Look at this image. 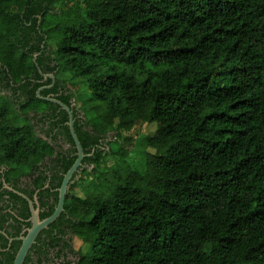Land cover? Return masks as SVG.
Returning <instances> with one entry per match:
<instances>
[{
    "label": "trees",
    "instance_id": "16d2710c",
    "mask_svg": "<svg viewBox=\"0 0 264 264\" xmlns=\"http://www.w3.org/2000/svg\"><path fill=\"white\" fill-rule=\"evenodd\" d=\"M81 2L62 9L68 0H0V84L20 94L17 104L0 103V169L8 167L0 178L15 184L28 175L44 187L41 165L57 160L56 136L75 146L68 112L42 97L71 107L87 155L63 214L24 264L67 256L71 234L87 246L75 264H264V0ZM60 73L89 91L80 108L78 85ZM31 113L46 138L35 135ZM141 123L157 126L145 171L114 168L110 180L106 155L128 149L106 145L108 133L121 138ZM76 158L65 159L64 174ZM4 195L30 218L26 199ZM50 195H39L42 219L54 212ZM8 215V238L20 236ZM8 238L0 233V264H13L21 246Z\"/></svg>",
    "mask_w": 264,
    "mask_h": 264
},
{
    "label": "rangeland",
    "instance_id": "374dc122",
    "mask_svg": "<svg viewBox=\"0 0 264 264\" xmlns=\"http://www.w3.org/2000/svg\"><path fill=\"white\" fill-rule=\"evenodd\" d=\"M68 1L69 3L66 6H63L62 9L75 8L76 6H78V4L82 3L81 2L82 0H68ZM60 8L61 7L56 6L57 13L61 12ZM59 78L66 79L69 81V83H76L78 85V89L80 93L76 96L73 102H74V106H76L77 108H80V106L84 102V97H86L89 94V91L84 87V84L82 83V79L79 77H75L70 73H60ZM18 95L20 94H17V92L14 89L0 84V103L4 102L5 100L4 98H8L11 103L17 104L20 100L18 99L19 97ZM82 111L86 112L84 108ZM30 116L32 117L33 122H34L35 131H36L35 135L45 138L44 131L47 129V126H45L43 123L38 121L40 117H36V116L33 117L34 116L33 113H31ZM91 117H94V116L92 115L90 116V114L87 115V118H90V121L92 120L91 123L95 124L96 122ZM156 129H157V126L155 123H141V124H138L136 127H134L132 130L126 131L121 138H119L117 134L113 131H110L108 133L106 142H105L106 145H109L111 142H113L111 143L112 149L119 151V152L120 150L122 152V151H125L126 148L128 149V153L126 154V157L125 156L122 157L123 155L118 156L119 154L114 157H112L111 155H106L105 159L107 160L106 163L108 166V169L106 170V172L109 174L110 180L113 179L112 171L114 168L116 169L118 167H124L125 169V166L130 165L131 167H136L138 170L142 172L145 171L146 154L147 152H150V153L154 152L152 148L147 147L146 140L147 138L152 137L156 133ZM114 141H117L119 143H116ZM124 145H126L127 147H125ZM102 167L104 168V165H102ZM82 170L84 169H81L78 171V176L74 180L75 182L78 179H80V177L82 176L81 174ZM83 178H87V176L83 174ZM91 178L93 177H90V179ZM95 183H99V181L96 180ZM90 184L91 182H89L88 179L80 181L78 184L77 193L80 195H83L81 190L82 188L87 187L83 191L86 193V190L89 188ZM69 238H70L69 242H70L71 250L73 252L70 251V248L67 250L69 252L68 258L72 261H76V259L78 258L77 252L85 251L87 249V246L83 243L81 238H79L78 236L71 234Z\"/></svg>",
    "mask_w": 264,
    "mask_h": 264
},
{
    "label": "flooded vegetation",
    "instance_id": "af4514ba",
    "mask_svg": "<svg viewBox=\"0 0 264 264\" xmlns=\"http://www.w3.org/2000/svg\"><path fill=\"white\" fill-rule=\"evenodd\" d=\"M45 79H47V77H45ZM42 82H45V80H43ZM79 116H81V118H83L82 115H79ZM54 132L56 133L57 130H55ZM104 141L105 140L102 139V140H100V143L102 144V143H104ZM52 144H53V146L55 148V154H54L53 158H57V160L53 163L51 161V159H49V157H47V158H45V161L43 163L45 167H43V165H41V169L45 170V173H46V181H45L44 187L38 188L36 186L35 182L33 181V178L28 176V175L22 176L19 179L18 183H15V184H14V182L7 183V181L5 179L6 177H4V176H3V178H0V185H1L0 192L7 189V190H10V191H14L16 194H18L17 192H19V193H22V194H24L26 196H28V193H31L33 195V197L31 199L32 200H35V199L37 200L36 201L37 202L36 203L37 204L36 207L38 206L39 209H40V218H41V213L44 211V208H43V205L41 204L39 195L41 193H44L48 188H50L53 195L49 196V202L55 204V209H54V211H55L57 206H58V204H59V194H60L59 193V189L61 187V186L57 187L55 185L57 184V181L59 180V178L63 177V175L65 176L64 171H63L64 164H65V159L66 158L70 159V157H73L75 154H77V157H78V151L75 152V148L77 149L76 145L72 146V144L69 143L62 134H58V136H56V138H55V140H54V142ZM85 158H84V160H85ZM84 160H83V162H84ZM86 166H87V164H83L80 169H85ZM7 168L8 167H6V166H1L0 172L1 173L2 172L5 173ZM78 171H77L76 174H78ZM76 177L75 176L73 177V180H72V182L70 184H72L74 182ZM17 187L20 188V190L16 189ZM55 192H58V194H57L58 200H56V201H55V194H54ZM67 193H68V191H67ZM19 196H21V195H19ZM8 197H9L8 195H4L2 200H0V233L3 234V235H6V237L8 238L6 232L7 231H11L12 232V230H13V228L11 226L12 225V217H10L9 215L7 216V213H11L12 216H15L16 218H18V220L20 222L19 225H21V227H22V231H21V235L20 236L14 237V238H12V237L8 238L9 239V243H12L14 240L20 241L19 238L22 237L25 234L26 230L31 226L30 225L28 227L27 223L29 222L31 224V221H30V218L24 219V217L21 215L22 211L20 209L22 207V203H20V202L17 203L16 207H13L12 205L10 206L9 205L10 201H9ZM66 198H67V195H66ZM65 202H66V199H65ZM27 203H28V201H27ZM28 208L30 210L29 203H28ZM63 212L60 214V216L63 214ZM60 216L54 222H56L60 218ZM30 217H31V212H30ZM57 226L60 227V223H57ZM48 228H46V229H48ZM41 232H40V234H41ZM0 250L3 251V248H2L1 244H0ZM4 250H6V248ZM7 250H8V247H7ZM66 252H68V251H66ZM68 256H69V252H68L67 256H66V254L62 255L60 257H56L55 255H52V257L50 259V262L48 264H75L76 261L70 260L68 258Z\"/></svg>",
    "mask_w": 264,
    "mask_h": 264
},
{
    "label": "water",
    "instance_id": "95a60500",
    "mask_svg": "<svg viewBox=\"0 0 264 264\" xmlns=\"http://www.w3.org/2000/svg\"><path fill=\"white\" fill-rule=\"evenodd\" d=\"M45 77H50L52 79H55V76L53 74L45 75ZM41 90L42 88L38 91L39 96H40ZM42 98L59 105L61 108H63L65 111L68 112V115H69L68 125L70 127L72 138L77 147L78 157L76 161L74 162V164L71 166V168L68 170V172L64 176L62 185L59 189V193H60L59 194V204L56 210L54 211V213L48 218H45V219L40 218V209L38 206L36 207L37 205L36 199L32 200L28 196L17 192L24 199H26L29 203L30 212H31V217H30L31 226L26 230V234L19 238V240L21 241V246L16 254L13 264H24L29 251L31 250L32 246L36 243V239L39 236L40 232L48 228L49 225H51L64 211V205H65V199H66L68 187L70 183L72 182L73 177L75 176L77 171L82 167L84 158L87 156L84 152L81 141L79 140L76 134V131H75L74 112L71 109V107L66 105L65 103H63L57 98H53V97H42Z\"/></svg>",
    "mask_w": 264,
    "mask_h": 264
}]
</instances>
